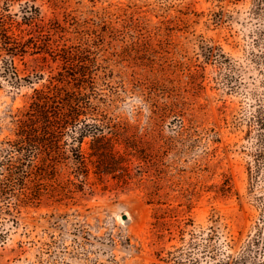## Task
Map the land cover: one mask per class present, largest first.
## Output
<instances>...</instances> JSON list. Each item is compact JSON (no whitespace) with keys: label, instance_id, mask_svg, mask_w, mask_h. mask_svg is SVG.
I'll use <instances>...</instances> for the list:
<instances>
[{"label":"rangeland","instance_id":"1","mask_svg":"<svg viewBox=\"0 0 264 264\" xmlns=\"http://www.w3.org/2000/svg\"><path fill=\"white\" fill-rule=\"evenodd\" d=\"M27 1L38 15L33 24L23 16ZM251 4L11 3V35L33 37L40 47L11 56L0 41V142L15 136L18 111L29 106L34 87L59 82L65 64L56 49L77 42L78 33L83 41L91 26L105 33L92 34L100 47L92 55L90 99L107 113L100 122L118 156H128L130 142L148 153L141 162L127 157L140 165L129 184L111 173L100 178L90 164L89 184L65 194L60 184L72 170L65 165L53 181L57 194H45L37 206L17 209L20 189L11 202L1 200L0 264H264V127L254 120L260 110L264 116V14L255 15ZM218 11L223 21L215 20ZM101 16L114 29L96 25ZM131 16L135 29L125 26ZM49 39L54 52L46 50ZM210 44L222 46L224 61H206ZM3 58L24 77L20 88L1 73ZM173 101L168 116L153 117V103ZM160 143L166 146L158 149Z\"/></svg>","mask_w":264,"mask_h":264},{"label":"trees","instance_id":"2","mask_svg":"<svg viewBox=\"0 0 264 264\" xmlns=\"http://www.w3.org/2000/svg\"><path fill=\"white\" fill-rule=\"evenodd\" d=\"M14 1L18 0H0V41L11 56L24 54L31 47L37 49L40 47L33 37L21 41L11 35L9 27L14 19L9 11ZM27 2L25 4L27 6L23 7L25 8L23 16L29 20V24H33L38 15L31 10L35 7ZM251 3L255 15L264 14V0H251ZM215 20L223 21V11L216 12ZM108 23L110 22L106 17L101 16L96 25L105 26L104 30L108 32L114 29ZM125 26L135 29L138 21L131 16L129 21L126 20ZM60 28L62 32L65 31L62 29L64 26ZM97 30V27L90 26L86 31L87 36L83 34V41L81 37L79 40L78 33L77 42L64 43L56 49L54 55L60 57L65 64V70L60 73L61 77L57 78L59 82L54 83L52 87L48 86L47 89L34 87L29 106L18 111L15 119V136L0 142V174L3 176L0 181V201L11 202L12 197L16 196V190L20 189V193L24 195L17 194L19 202H16V208L37 206L45 194L49 192L57 194L59 188L53 181L58 179V174L65 165L72 168L68 174L67 185L60 184L65 194L84 190L89 184L90 164L95 167V172L100 178L111 173L113 178L129 184L134 175L133 167L140 165L133 166V160L127 157L130 154L137 155L140 162L146 157L148 152L131 142L127 144L128 156H118L119 151L114 147L113 136L106 131L105 123L100 122L101 116L105 117L107 113L99 110L90 99L93 90L90 85V78L93 77L92 55L100 47V43H96V38H92V34L99 37L105 35V33L100 35ZM43 31L42 29L41 32ZM27 41L33 42L34 46ZM46 50L54 52L50 39ZM222 50V46L210 44L207 47L206 61H224L226 55ZM2 63L3 76L7 77L14 87L20 88L24 77L19 75L13 59L3 58ZM154 85L156 88V85L165 84L153 81L152 86ZM173 104L176 105L175 101L163 105L153 103V117L160 120L168 116L173 110ZM254 120L261 128L264 127L261 110ZM260 135H264V132ZM85 142L89 143L87 148L84 147ZM166 144L160 143L158 149H162ZM159 161L158 158L154 159V164L160 168ZM70 162L72 165H69ZM222 187V192L227 194L231 188L228 178ZM6 212L13 214L11 208ZM7 233L8 229L2 226L1 235L5 236ZM1 240L2 238L0 243ZM218 264H229V261Z\"/></svg>","mask_w":264,"mask_h":264},{"label":"water","instance_id":"3","mask_svg":"<svg viewBox=\"0 0 264 264\" xmlns=\"http://www.w3.org/2000/svg\"><path fill=\"white\" fill-rule=\"evenodd\" d=\"M124 217L126 218V217H127V215H126V214H124Z\"/></svg>","mask_w":264,"mask_h":264}]
</instances>
